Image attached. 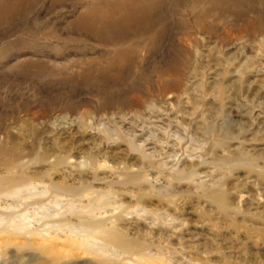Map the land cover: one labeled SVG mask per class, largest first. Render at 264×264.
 I'll list each match as a JSON object with an SVG mask.
<instances>
[{
    "label": "rangeland",
    "instance_id": "1",
    "mask_svg": "<svg viewBox=\"0 0 264 264\" xmlns=\"http://www.w3.org/2000/svg\"><path fill=\"white\" fill-rule=\"evenodd\" d=\"M120 2L106 23L108 4ZM112 49L135 54L109 63ZM11 147L65 158L58 171L47 165L55 156L27 169L69 184L81 170L94 179L90 165L78 167L90 154L113 183L122 162L134 171L146 163L140 184L115 185L134 201L130 191L151 192L123 222L151 264H264V0H0V150ZM188 167L193 179L170 180ZM219 189L226 208L210 197ZM25 205L4 197L0 211ZM5 218L0 264H132L84 253L55 262L27 244L44 235L66 255V229L32 237L4 228Z\"/></svg>",
    "mask_w": 264,
    "mask_h": 264
},
{
    "label": "bare ground",
    "instance_id": "2",
    "mask_svg": "<svg viewBox=\"0 0 264 264\" xmlns=\"http://www.w3.org/2000/svg\"><path fill=\"white\" fill-rule=\"evenodd\" d=\"M108 5L109 6H107L108 8L103 18L106 23L113 24V20L115 19L114 11L120 6L125 7L127 4L120 2ZM94 35L97 37L98 35L100 36V30L94 29ZM134 51L135 50L128 49H119L117 51L116 49H112L111 53H116V55H113V58L109 63H114L120 58L125 62L135 54ZM138 104L140 105L141 102L138 101ZM134 113L137 115L139 111L135 110ZM202 116L199 117L202 119ZM197 118L198 116L194 118V120L197 121ZM204 120L208 121L206 118ZM116 136L122 138L120 131H116ZM128 142L133 150H138L137 147H133L132 140L129 139ZM33 150L35 149L33 148L29 151L30 154L33 153ZM42 150L43 151L39 153L34 152V155L19 152L16 147L15 149L12 147L8 148L7 152L0 150V206L1 200L4 197H20L26 203L25 207L16 215H13L14 213H4L0 211L2 219L8 217L7 225L4 228L12 229V231L16 233L24 232L32 237L37 234L42 236V232L51 235L54 232L66 229V231H64L65 237L71 246L70 251L66 255L63 254V252L56 250L44 235L42 236L41 243L28 242L27 244L29 245L28 247H36L41 253L50 257L55 262L61 260L65 256H74L79 253H84L99 257L103 261L114 259L115 256L127 255L125 260L127 262H132V264L154 263L155 260L153 257H150L148 253H145V243L139 239V236L136 238L135 234L129 232L128 228L123 225V222L126 220L125 217L128 215L130 216L133 213L139 215L138 210H140V205L143 204V199L151 194V192L148 191L141 194L140 192L142 191L140 190L130 191L132 197L136 198L134 201L124 194L120 195L119 190L116 189L117 184L125 187L130 184H140L141 180H144V173L142 171L147 168L146 163L149 164V167H152L154 164L153 160L150 159L151 157L138 150L141 154L143 153L142 156L147 160L146 163L138 168L139 170L137 169L134 171L130 164L122 162V164L125 165V172L120 173V178L113 183L111 182V179H108L109 177H99L96 175L97 171L100 168H104L106 165L103 166L100 161L90 154L87 157H83V160L82 162H79L78 167H80L81 164L83 166L90 165L93 170L92 173H94V179L89 181V179L84 176L86 170H81L78 174V182L69 184L67 181H63V178L57 180L53 178V174L50 170L41 169L30 171L27 169L29 168L28 165L33 163V161L45 164L49 161L51 156H55L54 153H51L44 148ZM24 159H27V161L24 162ZM64 162L66 163L65 158H56L55 156L54 162L47 163V165L55 166L54 170L56 171L57 169L58 171L59 169L56 168V166H59ZM104 163H108V161L104 160ZM115 168L118 167H111V169ZM70 172L72 171L70 170ZM195 173L196 169L194 168H182L173 176H170V180L193 179L192 177ZM67 174L68 173H64L63 176H67ZM103 182L106 183L105 186H97V184H102ZM39 188L42 190L37 192V189ZM38 194L39 199L37 198L29 201V199H32V197ZM75 196H80L84 199L83 201L85 203L78 206L74 204L73 198ZM210 197L216 199L219 207H228L226 203V194L222 190L219 189L213 191L212 196ZM111 198H119L121 203L117 204L116 201L112 202L110 201ZM165 198L171 202L175 201V197L167 195ZM128 199L130 200L127 201ZM33 205H38L37 208L33 209L34 217L37 216V227H33L34 225L28 215L29 209ZM109 206H112V211L119 210L118 213L102 219L99 211L105 210ZM40 225L43 226L41 229H39ZM56 235L57 234L51 235V237H55ZM1 249H6V244L4 247L2 246ZM118 251L121 254H117ZM165 261L166 259L163 258L157 260L159 263Z\"/></svg>",
    "mask_w": 264,
    "mask_h": 264
}]
</instances>
